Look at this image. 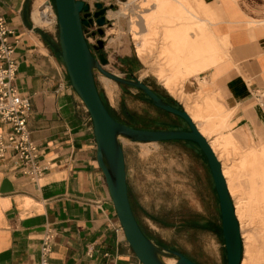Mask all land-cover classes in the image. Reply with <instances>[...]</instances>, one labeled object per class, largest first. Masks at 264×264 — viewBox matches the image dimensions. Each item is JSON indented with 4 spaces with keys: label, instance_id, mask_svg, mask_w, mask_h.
<instances>
[{
    "label": "rangeland",
    "instance_id": "374dc122",
    "mask_svg": "<svg viewBox=\"0 0 264 264\" xmlns=\"http://www.w3.org/2000/svg\"><path fill=\"white\" fill-rule=\"evenodd\" d=\"M84 1L90 4L93 20L84 27L85 37L97 58L99 52L93 47L100 41L104 44L100 53L108 59L105 69L141 79L197 121L202 120L200 128L209 137L213 132L222 135L226 108L220 101V90L212 84L213 73L203 74L223 63L227 43L215 26L204 24L191 0ZM49 2L56 10L55 0ZM97 2L107 8L102 26L94 16L100 9ZM129 2L134 4L131 15L121 12ZM50 30L55 38L49 37L48 44L63 58L58 23ZM95 73L99 91L124 124L155 130L189 128L184 119L152 103L141 89L112 82L98 70ZM244 139L233 134L222 143L217 137L211 142L222 160L240 222L242 264H264V139ZM122 145L133 197H137L135 213L145 231L199 264H227L217 190L199 146L179 140L130 139Z\"/></svg>",
    "mask_w": 264,
    "mask_h": 264
},
{
    "label": "crops",
    "instance_id": "0c3cea01",
    "mask_svg": "<svg viewBox=\"0 0 264 264\" xmlns=\"http://www.w3.org/2000/svg\"><path fill=\"white\" fill-rule=\"evenodd\" d=\"M191 1L227 43L223 63L203 74L213 73L214 87L235 108L230 113L225 106L223 124L232 132L224 126L221 136L264 139V0ZM0 13L13 30L15 84L32 103L31 139L40 149L39 162L51 164L34 182L13 158H0V264H40L47 234L50 264H143L117 229L121 223L98 164L90 113L63 58L49 46L56 10L49 0H0ZM200 130L210 142L218 138L219 132L209 137ZM127 180L134 203L128 170Z\"/></svg>",
    "mask_w": 264,
    "mask_h": 264
},
{
    "label": "water",
    "instance_id": "95a60500",
    "mask_svg": "<svg viewBox=\"0 0 264 264\" xmlns=\"http://www.w3.org/2000/svg\"><path fill=\"white\" fill-rule=\"evenodd\" d=\"M59 21V41L61 53L70 81L86 105L93 121L94 135L97 141V160L109 187L113 204L117 211L127 241L143 264H167L165 257L175 258L176 264H198L183 252L168 248L149 238L143 232L133 211L127 180L125 152L120 137L135 142H161L168 140H189L196 142L204 152L209 164L220 204L222 228L227 250V264H241L242 239L240 225L226 179L222 173V164L212 150L207 139L185 111L164 100L150 86L139 78H128L104 68L108 59L104 53L98 58L93 55L85 37V26L93 23L90 4L84 0H55ZM100 8L94 13L97 24L106 23L107 8L102 3H95ZM84 11V13H82ZM103 35L104 30L99 28ZM104 44L95 45L96 49ZM117 81L141 89L153 103L172 114L184 119L189 130L183 129H144L128 126L113 118L108 111L97 86L95 71ZM6 179L4 185L8 184ZM3 187L1 191H9Z\"/></svg>",
    "mask_w": 264,
    "mask_h": 264
},
{
    "label": "built area",
    "instance_id": "2783aa9c",
    "mask_svg": "<svg viewBox=\"0 0 264 264\" xmlns=\"http://www.w3.org/2000/svg\"><path fill=\"white\" fill-rule=\"evenodd\" d=\"M12 33L0 13V158H13L21 172L37 182L50 167L39 162L40 149L31 139L28 128L31 99L15 84L19 60L15 45L10 41ZM117 229L124 231L121 224ZM51 238L47 234L43 239L40 264H50Z\"/></svg>",
    "mask_w": 264,
    "mask_h": 264
},
{
    "label": "bare ground",
    "instance_id": "6f19581e",
    "mask_svg": "<svg viewBox=\"0 0 264 264\" xmlns=\"http://www.w3.org/2000/svg\"><path fill=\"white\" fill-rule=\"evenodd\" d=\"M57 12V11H56ZM121 12L122 13H124V14H128V15H131L133 12H134V4L132 5V2H129V3H125L124 4V7L121 9ZM82 13H84V11L82 12ZM110 13H111V11H110ZM115 14V13H114ZM57 19H58V14H57ZM58 23H59V21H58ZM142 24V23H141ZM58 26H59V24H58ZM141 32V31H140ZM196 50V49H195ZM195 53V52H194ZM194 56V55H193ZM207 68V67H206ZM209 70H211V69H209ZM208 71V70H207ZM96 76V75H95ZM105 76V75H104ZM105 77H107V76H105ZM107 78H109V77H107ZM109 79H111V78H109ZM111 80H113V79H111ZM141 80V79H140ZM115 81V80H114ZM142 81V80H141ZM212 84L213 85H215V80L212 82ZM220 101H221V103L224 105V106H227V108H228V110H229V112L230 113H233V112H235V108H232V107H230V106H228L226 103H225V97L221 94V96H220ZM187 113H188V111L187 110H185ZM189 114V113H188ZM230 115V114H229ZM189 116L191 117V119L193 120V122L195 123V125L197 126V128H198V130L200 131V133L207 139V141L209 142V144H210V146H211V148H212V150L214 151V153L216 154V156L218 157V155H217V153H216V151L214 150V148H213V146H212V142H210L209 140H208V138L202 133V131L200 130V128L199 127H202L203 126V121L202 120H199V121H197V123L194 121V119H193V117L189 114ZM92 119V118H91ZM198 124V125H197ZM199 126V127H198ZM225 128H226V130L229 132V131H231L232 130V128L230 127V125H228V124H226L225 125ZM224 136V135H223ZM223 136H221V135H219L218 136V142L219 143H222L224 140H225V137H223ZM128 140V138H125V137H123V136H121L120 137V140H121V142L122 141H125V140ZM123 146V145H122ZM48 159H50V158H48ZM218 160L221 162V160H220V158L218 157ZM46 163H43V165H45ZM48 165H49V167H51V164L48 162L47 163ZM221 164H222V162H221ZM127 167V166H126ZM222 173H223V175H224V177H225V179H226V182H227V186H228V190H229V193H230V195H231V192H230V187H229V184H228V180H227V178H226V175H225V173H224V169H223V164H222ZM43 176V175H42ZM38 180V179H37ZM231 197H232V195H231ZM233 200V199H232ZM233 203H234V201H233ZM234 207H235V204H234ZM235 211H236V208H235ZM236 216H237V218H238V215H237V212H236ZM238 222H239V219H238ZM239 225H240V222H239ZM123 227V226H122ZM240 231H241V226H240ZM241 239H242V231H241ZM154 240V239H153ZM242 242H243V240H242ZM162 245V244H161ZM173 249V248H172ZM190 258V257H189ZM242 259H243V243H242ZM193 260V259H192ZM164 261L167 263V264H176V259L175 258H170V257H165L164 258ZM194 261V260H193ZM196 262V261H195ZM199 264V263H198ZM241 264H242V261H241Z\"/></svg>",
    "mask_w": 264,
    "mask_h": 264
},
{
    "label": "trees",
    "instance_id": "16d2710c",
    "mask_svg": "<svg viewBox=\"0 0 264 264\" xmlns=\"http://www.w3.org/2000/svg\"><path fill=\"white\" fill-rule=\"evenodd\" d=\"M56 6V5H55ZM56 8V7H55ZM90 50H91V48H90ZM59 52L61 53V46L59 47ZM91 52L93 53V55L95 56V54H94V52L91 50ZM61 56H62V53H61ZM131 75H132V73H130ZM126 77H128V78H130V76H126ZM142 91V90H141ZM155 92H157L156 90H154ZM143 92V91H142ZM150 100H151V102H152V99L145 93V92H143ZM158 93V92H157ZM159 94V93H158ZM100 95H101V97H102V99H103V102L105 103V105H106V107H107V109H108V111L110 112V114L113 116V118L115 119V120H117V121H119V122H121L120 120H118L117 118H116V116L112 113V111H111V109H110V107H109V105L107 104V102L105 101V99H104V97L102 96V93L100 92ZM164 100H166L168 103H170V104H172L173 106H175L173 103V101L172 100H167L165 97H163L161 94H159ZM153 103V102H152ZM176 107H178V106H176ZM178 108H181V109H183L181 106H179ZM123 123V122H122ZM126 124V123H125ZM126 125H128V126H131V127H134V126H132V125H130V124H126ZM145 129H147V128H145ZM172 141V140H171ZM179 141H185V142H191V143H194V144H196L197 146H198V144L196 143V142H193V141H189V140H179ZM200 150H201V148H200ZM202 151V150H201ZM204 153V152H203ZM205 155V154H204ZM129 197H130V194H129ZM130 201H131V198H130ZM131 205H132V208H133V211H134V213H135V209H134V205H133V203H132V201H131ZM135 216H136V218H137V220H138V222H139V224H140V226H141V228H142V230H143V232L145 233V235L147 236V237H149V238H152V239H154L153 237H151L146 231H145V229L143 228V226L141 225V223H140V221H139V219H138V217H137V215H136V213H135ZM222 233H223V228H222ZM157 243H159V244H162V245H164L163 243H161V242H159V241H157L156 239H154Z\"/></svg>",
    "mask_w": 264,
    "mask_h": 264
},
{
    "label": "flooded vegetation",
    "instance_id": "af4514ba",
    "mask_svg": "<svg viewBox=\"0 0 264 264\" xmlns=\"http://www.w3.org/2000/svg\"><path fill=\"white\" fill-rule=\"evenodd\" d=\"M93 48L96 49L95 46H94ZM91 50H92V49H91ZM96 50H97L99 53L101 52L100 49H96ZM92 51H93V50H92ZM99 53H98V54H99ZM185 130H188V129H185Z\"/></svg>",
    "mask_w": 264,
    "mask_h": 264
}]
</instances>
